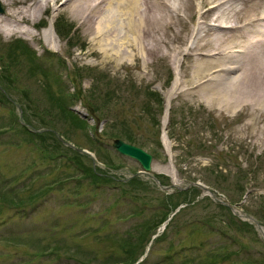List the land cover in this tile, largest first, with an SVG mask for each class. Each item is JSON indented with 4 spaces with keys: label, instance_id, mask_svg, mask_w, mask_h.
I'll return each instance as SVG.
<instances>
[{
    "label": "rangeland",
    "instance_id": "1",
    "mask_svg": "<svg viewBox=\"0 0 264 264\" xmlns=\"http://www.w3.org/2000/svg\"><path fill=\"white\" fill-rule=\"evenodd\" d=\"M187 10L182 44L200 19ZM24 26L32 36L0 34V264H264L263 122L175 92L186 55L155 54L146 67L102 56L62 7ZM59 99L84 126L57 115ZM122 128L152 154L151 170L111 146ZM74 157L109 180H89Z\"/></svg>",
    "mask_w": 264,
    "mask_h": 264
},
{
    "label": "bare ground",
    "instance_id": "2",
    "mask_svg": "<svg viewBox=\"0 0 264 264\" xmlns=\"http://www.w3.org/2000/svg\"><path fill=\"white\" fill-rule=\"evenodd\" d=\"M0 1L7 6L0 13L3 36H32V30L24 24L36 23L48 8L62 7L102 56L131 58L138 66L146 67L155 54L170 58L179 53L186 55L193 64L179 61L184 79L176 81L175 92L200 95L208 106L230 110L247 108L250 110L246 112L247 126L264 123L260 119L264 116V0H201L198 5L194 0ZM197 7L200 19L193 38L189 42L186 37V44H182L184 34L181 35L179 25L184 26L186 17L177 11L188 9L185 14L189 15ZM217 7L227 13L220 15L219 20L214 17L206 20V15ZM40 35L46 41L52 40L46 30ZM207 35L208 47L203 50L199 41ZM168 103L169 99L164 121Z\"/></svg>",
    "mask_w": 264,
    "mask_h": 264
},
{
    "label": "trees",
    "instance_id": "3",
    "mask_svg": "<svg viewBox=\"0 0 264 264\" xmlns=\"http://www.w3.org/2000/svg\"><path fill=\"white\" fill-rule=\"evenodd\" d=\"M72 29V26L71 25H68V30L69 29ZM64 35H62V36H67V34H66V30H64ZM28 48L26 47V46H24V48H23V53H28V52H25L26 50H27ZM32 49V48H31ZM30 49V51L32 52V55H34L32 58H34L35 57V54H34V50L32 49L31 50ZM112 91V90H111ZM9 93V92H8ZM108 93H110V91H108ZM22 95H26V92L24 91L23 93H22ZM110 95H106V97H109ZM51 100V99H50ZM60 100V99H59ZM61 102H59V104H58V106H59V108H60V111L59 110H57V115L59 116L60 115V118H63V117H66V118H68V120L69 121H67V119L65 120V121H63V123H66V121L69 123V124H71V125H73V126H84V124H85V122H84V120L82 119V118H79L76 114H74L70 109H68L66 106H65V104L63 103L64 102V100L63 99H61L60 100ZM159 101V100H158ZM51 103H52V105L51 106H49L50 107V109H53L54 107H56L55 106V101L54 100H51ZM36 107V106H35ZM57 108V107H56ZM23 110H24V107H23ZM32 113H33V115L35 116H38L39 118H38V120L40 121V123H44V119H42L41 117H40V115H39V113H35V110H32ZM35 116V117H36ZM28 117V114H26L25 113V118H27ZM20 128H21V130H23V133L24 134H27V135H29V137H30V139H32L33 137H35V136H37V137H39V139L41 140V139H45L46 138V135L44 134V132H32V131H29L25 126H21L20 125ZM46 132H48V131H45V133ZM113 133V134H112ZM112 133H108L110 136H112L113 135V137L112 138H115V137H120V138H122V139H124V140H126V141H129V142H132V143H135V144H140V145H142V143L141 142H139V138L137 139L136 138V136L135 135H133V133L132 132H127L124 128H122V130H119V131H116L115 133L114 132H112ZM42 142V141H41ZM61 155V154H60ZM70 159H71V157H70ZM75 159H78L79 160V158H77V157H74L72 160H75ZM78 160H75L76 161V163H77V165H78V167L79 168H82V169H84L86 172H85V177H87V178H89V180H91V181H97V179L96 178H98V176H96L94 173H96V172H94L92 169H91V167L90 166H84V165H82L81 164V162L80 161H78ZM78 161V162H77ZM108 163H112V162H108ZM94 172V173H93ZM97 175H99V176H101L100 175V173H96ZM102 177L103 176H101V177H99V179H102ZM103 180H109V178H107V177H103ZM166 197V199L164 200L165 202H166V204H169V205H174L175 203H177V201L176 200H173V198H172V195H167V196H165ZM171 203V204H170ZM167 211V210H166ZM170 211L168 210L167 211V214H166V216L168 215V213H169ZM143 239V235H141V236H139L138 237V239L137 240H142ZM129 253H131V257H130V259H129V262H132L133 260H134V258H135V256L137 255V254H134V252H133V249L132 248H130L129 249Z\"/></svg>",
    "mask_w": 264,
    "mask_h": 264
},
{
    "label": "water",
    "instance_id": "4",
    "mask_svg": "<svg viewBox=\"0 0 264 264\" xmlns=\"http://www.w3.org/2000/svg\"><path fill=\"white\" fill-rule=\"evenodd\" d=\"M2 11V7L0 4V12ZM112 146L121 154L129 156L130 158L135 159L144 170L151 169V159L152 156L149 152L144 150L143 148L126 142L120 138H114L112 140Z\"/></svg>",
    "mask_w": 264,
    "mask_h": 264
}]
</instances>
